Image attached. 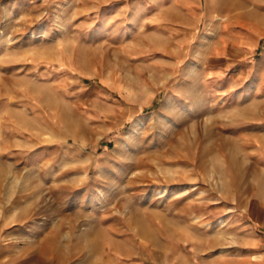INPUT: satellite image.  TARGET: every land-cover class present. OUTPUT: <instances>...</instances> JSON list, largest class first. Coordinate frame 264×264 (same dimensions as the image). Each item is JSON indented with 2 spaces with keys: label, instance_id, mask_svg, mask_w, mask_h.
Wrapping results in <instances>:
<instances>
[{
  "label": "rangeland",
  "instance_id": "obj_1",
  "mask_svg": "<svg viewBox=\"0 0 264 264\" xmlns=\"http://www.w3.org/2000/svg\"><path fill=\"white\" fill-rule=\"evenodd\" d=\"M203 6L179 58L154 0H0V264H264V0Z\"/></svg>",
  "mask_w": 264,
  "mask_h": 264
},
{
  "label": "crops",
  "instance_id": "obj_2",
  "mask_svg": "<svg viewBox=\"0 0 264 264\" xmlns=\"http://www.w3.org/2000/svg\"><path fill=\"white\" fill-rule=\"evenodd\" d=\"M154 1L159 6L154 13L155 21L159 22L164 30L177 37L173 46L178 50L179 58L185 57L205 19L203 0H169L167 4L163 0ZM132 14L137 17L139 12L134 11ZM229 264H239V262L232 259Z\"/></svg>",
  "mask_w": 264,
  "mask_h": 264
},
{
  "label": "bare ground",
  "instance_id": "obj_3",
  "mask_svg": "<svg viewBox=\"0 0 264 264\" xmlns=\"http://www.w3.org/2000/svg\"><path fill=\"white\" fill-rule=\"evenodd\" d=\"M187 177V176H186ZM0 179H1V182L3 183V180H2V178L0 177ZM4 179V178H3ZM182 216V215H181ZM61 228V227H60ZM58 235H59V233H58ZM54 242L52 241V243L51 244H53ZM57 244V243H56ZM46 247V246H45ZM47 248H48V246L46 247V248H44L45 249V251H47ZM49 249V248H48Z\"/></svg>",
  "mask_w": 264,
  "mask_h": 264
}]
</instances>
